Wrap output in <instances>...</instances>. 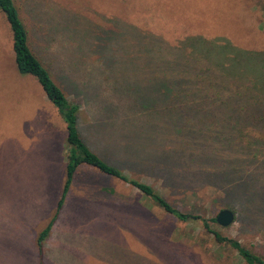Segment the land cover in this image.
<instances>
[{
	"label": "rangeland",
	"instance_id": "1",
	"mask_svg": "<svg viewBox=\"0 0 264 264\" xmlns=\"http://www.w3.org/2000/svg\"><path fill=\"white\" fill-rule=\"evenodd\" d=\"M13 1L35 44L46 43L58 58L65 73L60 82L69 80L61 86L71 84L67 96L80 105L78 129L89 149L180 211L216 218L224 201L206 181L216 176L225 183L230 158L240 167V152L224 151L206 132H178L175 117L142 114L138 107L160 105L157 83L186 36L264 49V0ZM12 62L0 13V264H245L201 221L181 222L132 186L89 167L80 168L39 249L37 236L65 179L66 128L38 84L17 74ZM186 170L194 175L168 189L157 177L182 178ZM249 174L245 186L229 190L230 199L245 214L264 217V167ZM247 221L210 225L264 251L263 220Z\"/></svg>",
	"mask_w": 264,
	"mask_h": 264
},
{
	"label": "trees",
	"instance_id": "2",
	"mask_svg": "<svg viewBox=\"0 0 264 264\" xmlns=\"http://www.w3.org/2000/svg\"><path fill=\"white\" fill-rule=\"evenodd\" d=\"M0 13L10 31L13 69L17 74L28 76L38 84L46 101L54 108L66 128L65 179L55 212L37 236L39 249L57 219L80 168L89 167L100 175L132 186L154 201L165 213L181 222L201 221L203 228L213 235L217 244L228 245L245 264H264V251H252L238 240L222 236L212 229L210 222L216 223V218L206 220L200 215L180 211L151 185L128 177L122 165H112L110 162L108 165L92 152L78 129V125H81L80 105L67 96L66 90L71 89L70 82L67 88L61 86L65 87V81L69 80L60 82L65 73L51 47L43 42L35 44V39L31 38L13 0H0ZM146 33L149 34V31ZM178 42L180 44L174 48L175 57L168 64L160 81H157L160 95L157 101L160 105L154 101H144L139 105L138 111L145 114L154 110L163 117H175L178 132H206L209 138L224 144V151L234 153L233 150H238L240 167L238 164L234 166V158H230L227 181L218 184L219 177L215 176L213 182L209 179L206 181L207 186L217 191V196H222L224 203L220 211L230 210L234 214V220L245 221L247 224H250L247 220L254 222L262 219L261 225L264 228V217H259V212L254 214L253 211L245 214L243 208L235 203L236 200L230 199L229 192L245 186L249 173L264 167V49L241 48L223 37L208 38L203 34L186 36ZM218 153L216 150L209 152L213 155ZM188 171H184L185 176H180L182 178L178 177L179 173L174 176L165 172H158L157 177L168 189V186L187 180V175H194V172ZM222 171L223 169L220 174ZM111 192L113 191L110 189L109 194ZM250 214L252 217H246Z\"/></svg>",
	"mask_w": 264,
	"mask_h": 264
},
{
	"label": "water",
	"instance_id": "3",
	"mask_svg": "<svg viewBox=\"0 0 264 264\" xmlns=\"http://www.w3.org/2000/svg\"><path fill=\"white\" fill-rule=\"evenodd\" d=\"M234 222V214L227 209L220 211L216 217V223L222 227H229Z\"/></svg>",
	"mask_w": 264,
	"mask_h": 264
}]
</instances>
